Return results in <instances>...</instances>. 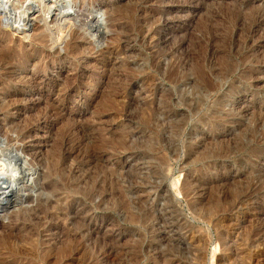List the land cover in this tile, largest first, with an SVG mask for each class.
<instances>
[{
	"label": "rangeland",
	"instance_id": "rangeland-1",
	"mask_svg": "<svg viewBox=\"0 0 264 264\" xmlns=\"http://www.w3.org/2000/svg\"><path fill=\"white\" fill-rule=\"evenodd\" d=\"M199 2L79 0L59 35L0 18V164L30 181L0 264H264V0Z\"/></svg>",
	"mask_w": 264,
	"mask_h": 264
},
{
	"label": "bare ground",
	"instance_id": "bare-ground-1",
	"mask_svg": "<svg viewBox=\"0 0 264 264\" xmlns=\"http://www.w3.org/2000/svg\"><path fill=\"white\" fill-rule=\"evenodd\" d=\"M24 1V0H23ZM199 4H202L203 2H201L202 0H199ZM196 2V1H195ZM79 3V0H26L25 4H22L20 2V0H0V18L1 20L4 22L5 25H10L13 28H17L20 27L22 24H24L25 22V13H29L32 10L34 11L35 14H38L39 17H41V21L44 22L45 27H47V25L49 23H52L53 26H56V31L58 32V35L62 33V27H63V23L62 21L65 19L64 16L68 15L70 13V11H72L73 8H75V5ZM19 5V7H18ZM19 9V10H18ZM18 10V11H17ZM37 16V15H36ZM90 16H92V18L95 19H101L102 17V13L99 12H95V13H91ZM35 19V18H34ZM93 21V20H92ZM260 21V20H259ZM89 23V22H88ZM252 24V23H251ZM248 25V24H247ZM258 25V24H257ZM81 26L83 28H86L84 30H87L88 32H92V29L94 28V23H92L91 25H87V24H81ZM250 26V25H249ZM248 26V27H249ZM253 27V26H252ZM250 30V28H249ZM252 30V29H251ZM252 32V31H251ZM250 33V32H249ZM49 35V34H48ZM54 33H50L49 39L51 38L54 39L53 41L55 42V40L57 41L58 39H60L59 36L54 37L53 36ZM101 37V36H100ZM53 42V43H54ZM74 46V45H73ZM14 49V48H13ZM10 49L7 48H0V63L2 64H6V62H8L7 60L9 59L8 57L12 55V53L14 52ZM76 49V48H75ZM20 50V49H19ZM67 50L69 51V53L71 54L73 52L72 48L70 45L67 44ZM24 51V50H23ZM13 59V56H11ZM28 58L25 56V53L23 54V56H19V59H16L17 61L19 60L18 64H24V62L27 60ZM30 59V58H29ZM13 61V60H12ZM17 63V62H16ZM262 63V62H261ZM11 64V63H10ZM8 65V64H7ZM3 66V65H1ZM257 66V65H256ZM172 67V66H171ZM260 67V66H259ZM3 69V68H2ZM246 69V68H245ZM263 69V68H262ZM235 70V69H234ZM201 72V71H200ZM175 77V73L172 71L171 77ZM256 78V76H255ZM142 80L145 81L146 85L150 82H152V77L150 76L149 73H144L142 75ZM253 80V79H252ZM5 86L4 83L1 82L0 80V90L4 89ZM8 86V85H7ZM151 92H153V88L150 87H146L145 88V93L146 94H150ZM219 130V129H218ZM202 135V134H201ZM214 137V136H213ZM65 141V140H64ZM192 142V141H191ZM205 145V144H204ZM203 145V146H204ZM209 145V144H207ZM212 145V144H211ZM202 148V147H201ZM62 152V151H61ZM9 153V152H8ZM4 155V154H3ZM95 155V154H94ZM102 155V154H101ZM100 154L97 156V159L102 158ZM222 153L221 152H215V154L213 155L215 158H219L221 157ZM200 156V155H199ZM93 157V156H92ZM95 158V156H94ZM92 159V158H91ZM261 159V158H260ZM95 161V160H94ZM97 161V160H96ZM212 162V161H211ZM60 166V165H59ZM20 168V167H19ZM17 166V162L15 161L14 158H6L5 160L3 159L2 163L0 164V210L3 209L1 208V205L3 203H7L10 199V197L16 196L15 192L17 190V187H24V189L26 188L25 191H23V195L27 194V192L30 189V185H28L30 182L29 180L27 181L25 179V175L22 176V174H20V169ZM30 169V167H29ZM57 169V168H56ZM207 169V168H206ZM95 170V169H94ZM29 171V170H28ZM32 171V170H31ZM57 171V170H56ZM22 172V171H21ZM24 174V173H23ZM56 174V173H55ZM92 175V174H91ZM57 176V175H56ZM97 176V175H96ZM112 175L109 174H105L103 175L102 179L99 181L98 178H95L92 182V186L90 188V193H92L93 191H105L107 188L106 187H112L113 189L116 188V179L114 181V179L111 177ZM191 176V175H190ZM101 178V177H100ZM91 179V178H90ZM197 180V179H196ZM195 180V181H196ZM119 184V183H118ZM194 184V183H193ZM198 185L197 181L194 185ZM194 185L191 184H186L184 183L183 185V189H182V195L184 197V199H186L189 203V207L193 208L195 206V202L196 200V196L197 193L195 188H193ZM199 186V185H198ZM249 189V193L253 194L256 191H254L255 186L252 182L249 183L248 185ZM106 188V189H105ZM118 188V187H117ZM112 189V190H113ZM18 191V190H17ZM21 191V190H20ZM95 191V192H96ZM228 191V190H227ZM118 194V192H116ZM115 193V194H116ZM257 193V192H256ZM123 195V194H122ZM261 195V194H260ZM254 196V195H253ZM21 198V197H19ZM19 198H15L14 202H11V205H16L15 203L18 202ZM120 198V197H119ZM23 199V198H22ZM121 199V198H120ZM254 199V198H253ZM13 200V198L11 199ZM251 200V199H250ZM198 201V200H197ZM22 202V201H21ZM121 202V207L124 206V202L123 200L120 201ZM200 202V201H199ZM9 203V202H8ZM56 203V202H55ZM242 203V202H241ZM13 206V207H14ZM52 206V203L47 205L46 208L41 209L42 214L45 215L44 218L50 217V216H54V214L50 213L49 210ZM4 207V206H3ZM12 207V206H11ZM120 207V208H121ZM240 207V206H239ZM257 208V207H256ZM6 209V208H5ZM11 209V208H10ZM67 211V209H66ZM65 208H61L60 209V215H64L65 216ZM264 211V210H263ZM10 212V211H9ZM62 218V217H61ZM75 238V237H73ZM79 239V238H76ZM73 242V241H72ZM78 242V241H77ZM76 242V243H77ZM69 247V246H68ZM74 247V246H73ZM78 248V247H77ZM76 248V250H77ZM67 249V248H66ZM71 250V249H70ZM69 250V252H70ZM60 252V251H59ZM66 254V253H65Z\"/></svg>",
	"mask_w": 264,
	"mask_h": 264
}]
</instances>
